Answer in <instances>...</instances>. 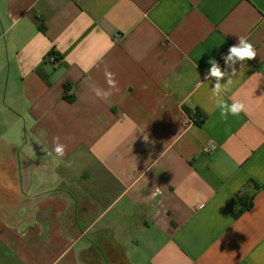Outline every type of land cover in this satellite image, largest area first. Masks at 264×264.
I'll use <instances>...</instances> for the list:
<instances>
[{"label":"crops","instance_id":"1","mask_svg":"<svg viewBox=\"0 0 264 264\" xmlns=\"http://www.w3.org/2000/svg\"><path fill=\"white\" fill-rule=\"evenodd\" d=\"M0 264H264V0H0Z\"/></svg>","mask_w":264,"mask_h":264},{"label":"clouds","instance_id":"2","mask_svg":"<svg viewBox=\"0 0 264 264\" xmlns=\"http://www.w3.org/2000/svg\"><path fill=\"white\" fill-rule=\"evenodd\" d=\"M258 53L254 45L249 42L245 36H239V42L236 45L229 47L227 54L222 56L225 67L221 68L220 64L215 58L210 59L208 63L211 65L206 72L207 80H215L214 86L211 87L212 97L215 100L216 107L220 110V116L222 119L227 120L229 115L239 116L241 113L247 112L246 104L239 100L233 99L231 104H228L224 100V94L231 90L233 85V77L238 73L236 65L239 63L240 71H244L247 67L246 61L253 60L257 57ZM230 70V71H229ZM106 82L108 89H102L99 87H93L92 92L98 99L107 100L113 94V91L118 92L117 80L115 74L105 69ZM225 83H221L225 80ZM54 149L53 151L58 157H64L66 153V145L59 142V137L54 138ZM49 155L51 153H48Z\"/></svg>","mask_w":264,"mask_h":264},{"label":"trees","instance_id":"3","mask_svg":"<svg viewBox=\"0 0 264 264\" xmlns=\"http://www.w3.org/2000/svg\"><path fill=\"white\" fill-rule=\"evenodd\" d=\"M48 56L53 57L54 58V62L58 63V62L61 61V56L59 54H57V53H54L53 51L51 53H49ZM68 91H69V87L66 86L65 87V92H68ZM64 99L68 100V101L71 100V98L66 97V96L64 97ZM194 118L196 119V122H195L196 125H202L203 118L198 117V115H195ZM240 205L241 206H240V209H239L238 213L236 214V217H239L243 212H245V211H247L248 209L251 208V203L247 202V201H240Z\"/></svg>","mask_w":264,"mask_h":264},{"label":"built area","instance_id":"4","mask_svg":"<svg viewBox=\"0 0 264 264\" xmlns=\"http://www.w3.org/2000/svg\"><path fill=\"white\" fill-rule=\"evenodd\" d=\"M45 61H47L50 64H57V62H54V58L51 57V56H47L45 58ZM188 122L195 124L196 119L195 118L189 119ZM213 147H214L213 141H208L207 144H206V146L203 148L202 152L204 154H209L211 152V150L213 149Z\"/></svg>","mask_w":264,"mask_h":264}]
</instances>
